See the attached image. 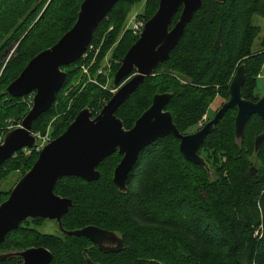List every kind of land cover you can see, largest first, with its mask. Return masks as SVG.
<instances>
[{
	"label": "trees",
	"instance_id": "obj_1",
	"mask_svg": "<svg viewBox=\"0 0 264 264\" xmlns=\"http://www.w3.org/2000/svg\"><path fill=\"white\" fill-rule=\"evenodd\" d=\"M138 1H118L94 32L91 43L99 47L100 58L111 53L113 75L139 37L130 31L122 33L129 9ZM82 2L0 0L1 135L8 131L9 120L22 122L33 98L32 94L13 97L6 92L7 86L34 56L72 28ZM159 2L145 0L146 22ZM181 11L174 16L171 27ZM255 15L264 17V0H202L170 58L160 63L116 111L125 127H133L156 93L169 92L173 95L166 110L172 112L182 133H192L217 97L227 100L231 80L241 64L246 65L243 96L257 101L264 36L261 47L254 50L261 31L252 22ZM102 37L105 40L99 45ZM90 60L91 55L63 67L65 81L52 107L33 122L32 133L44 132L50 126L55 139L83 108L89 107L94 116L101 111L113 95L110 88L103 87L104 77H98L99 83L73 87L83 64ZM236 115L237 108L229 109L199 149L213 170L211 175L206 168L185 159L180 140L168 135L140 152L129 174L126 194L113 180L122 159L118 151L99 164L98 180L75 176L59 180L56 194L73 201L63 217L64 228L93 225L115 231L124 240L122 251L104 253L86 237L63 233L59 238L30 236L25 229L29 222L10 231L0 248L17 249L38 241L52 252L50 264H88L87 258L98 264H264V141L255 155V139L264 132V120L254 114L238 145ZM26 153L27 149H21L0 166V180L18 168L22 177L33 166L39 153ZM10 192L0 191V203Z\"/></svg>",
	"mask_w": 264,
	"mask_h": 264
},
{
	"label": "water",
	"instance_id": "obj_2",
	"mask_svg": "<svg viewBox=\"0 0 264 264\" xmlns=\"http://www.w3.org/2000/svg\"><path fill=\"white\" fill-rule=\"evenodd\" d=\"M120 0H83L77 19L53 46L34 56L19 76L6 88L13 97L33 95L32 106L20 126L7 131L0 143V166L21 149L33 148L37 137L32 134L33 122L48 111L57 92L61 89L66 71L63 67L81 59L92 42L100 22ZM133 1V0H125ZM225 3L226 0H217ZM202 6V0H160L158 9L146 22L138 39L121 60L113 78L117 90L97 115L89 107L83 108L67 129L50 141L39 152L33 166L16 182L9 197L0 203V244L6 235L19 228L28 218H48L59 223L65 235L86 237L104 253H116L124 249L121 235L93 225L66 230L63 217L73 205L70 198L55 192L60 179L65 176L80 177L86 181L98 180L99 164L115 152L122 159L114 170V183L121 193L129 191L127 181L140 152L161 137L173 135L180 140L182 155L190 162L212 168L200 155L199 149L226 112L237 108L235 139L243 142L244 127L258 114L264 120V94L257 101L244 98L246 65L236 70L230 86L229 97L213 117L198 130L184 134L175 122L171 111L166 110L172 93H156L151 106L127 129L116 111L130 95L154 74L157 66L170 58L171 52L181 40L187 24ZM182 9L179 20L171 27L174 16ZM264 132L255 139V155L258 154ZM15 254H0V261ZM24 264H50L52 252L47 248H32L18 252ZM88 264H96L87 258Z\"/></svg>",
	"mask_w": 264,
	"mask_h": 264
},
{
	"label": "rangeland",
	"instance_id": "obj_3",
	"mask_svg": "<svg viewBox=\"0 0 264 264\" xmlns=\"http://www.w3.org/2000/svg\"><path fill=\"white\" fill-rule=\"evenodd\" d=\"M144 7H145V0L138 1L137 3L133 4V6L129 9L127 22H126L124 28L122 29V33L127 32V30H126L127 24L129 23L132 15H134L135 13H138L139 17H141V18H145L143 16ZM252 22L254 25H258L261 27L260 34L255 39L254 44H253V49L258 50L261 47L262 39L264 36V17L259 16V15H255L253 17ZM104 40H105V37H102L101 40L98 41V44L101 45V43ZM15 48H16V46H14L12 49H10L7 52V54L11 55L13 53V51L15 50ZM99 59H101V60L98 61ZM112 64L113 63L111 61V53L109 51L104 56V58H100L98 56L94 60L91 59L90 61L84 63L83 64L84 68L82 67V73L80 74V78L74 81L73 87L76 88L77 86H80L81 84H84L86 82L99 83L98 77L101 76V77L105 78V83L102 84L104 88H110L111 92L114 89L117 90V88H114L112 86L113 78L115 75V74L113 75V65ZM86 69H87V71H86ZM256 92L261 94V95L264 94V70L261 71V73L259 74V77L257 78ZM222 103H223V99L221 97H217L214 100V102L210 105L207 112L198 121V123L194 127V129H191V131L194 132V131L198 130L199 128H201V124L202 123L204 124L206 121H208L210 118H212L213 115L215 114V112L222 105ZM16 120H18V119H16ZM21 123L15 122V121L12 122L9 120L8 126H7L8 131L12 128L20 126ZM32 134L36 135V137H37V135L44 136V135L48 134L53 140V136L51 134L50 126L44 132H36V133L33 132ZM4 135L0 134V143L3 141ZM25 149H27L28 153H31V150H32V153H34V152L39 153V150L36 147H33L31 149L30 148H25ZM28 153H26V154L29 155ZM20 174H21V168H18L17 170L11 171L10 173H8L4 179L0 180V191L1 190H8V189L12 190L13 186L21 178ZM37 227L41 232H44V233L59 234L58 227L54 223V221L46 220L41 225H39Z\"/></svg>",
	"mask_w": 264,
	"mask_h": 264
},
{
	"label": "flooded vegetation",
	"instance_id": "obj_4",
	"mask_svg": "<svg viewBox=\"0 0 264 264\" xmlns=\"http://www.w3.org/2000/svg\"><path fill=\"white\" fill-rule=\"evenodd\" d=\"M37 222H34L36 221ZM46 220H50V221H54V223L57 225L58 227V230H59V234H53V233H44V232H41L37 226L41 225L44 221ZM29 222L26 226H25V229H26V232L30 235V236H34V237H40L41 236H52V237H60L61 235V231H60V226H59V223L58 221L56 220H51V219H48V218H28L27 220H24L22 223H27ZM21 223V224H22ZM64 226V225H63ZM18 229V228H17ZM36 233V234H35ZM64 234V233H63ZM3 243V242H2ZM1 243V244H2ZM93 243V242H92ZM1 244H0V247H1ZM94 244V243H93ZM96 245V244H94ZM98 247V245H96ZM32 248H47L49 249L47 246L45 245H42L41 243H39L38 241L36 242H32L30 241V243H27L25 244V246H22L20 248H17V249H13V248H8V249H1L0 248V254H15L11 257H7L5 260L1 261L0 264H24V258L21 256V255H16V253L18 252H23L25 250H28V249H32ZM99 248V247H98ZM50 250V249H49ZM95 263V262H94ZM98 264V263H96Z\"/></svg>",
	"mask_w": 264,
	"mask_h": 264
},
{
	"label": "built area",
	"instance_id": "obj_5",
	"mask_svg": "<svg viewBox=\"0 0 264 264\" xmlns=\"http://www.w3.org/2000/svg\"><path fill=\"white\" fill-rule=\"evenodd\" d=\"M145 24H146V19L139 17L138 13H135L134 15H132L129 23L127 24L126 30L130 31L132 34L136 36H139L140 33H142V31L144 30ZM98 52H99V47H97L94 43H91L88 49L86 50V52L84 53L83 57L87 58L91 55V59L94 60L98 56ZM115 91L116 89L112 90V93H114ZM203 125L204 124L202 123L201 127ZM37 137H38L37 143L34 147H36L39 150V152L43 149L45 145H47L50 141H52V138L48 134L44 136L37 135Z\"/></svg>",
	"mask_w": 264,
	"mask_h": 264
},
{
	"label": "crops",
	"instance_id": "obj_6",
	"mask_svg": "<svg viewBox=\"0 0 264 264\" xmlns=\"http://www.w3.org/2000/svg\"><path fill=\"white\" fill-rule=\"evenodd\" d=\"M262 70H264V66H263ZM260 96H261V94H260Z\"/></svg>",
	"mask_w": 264,
	"mask_h": 264
}]
</instances>
